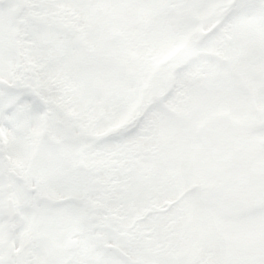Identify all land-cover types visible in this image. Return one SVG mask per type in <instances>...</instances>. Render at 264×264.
<instances>
[{
  "label": "snow or ice",
  "instance_id": "6c2138e0",
  "mask_svg": "<svg viewBox=\"0 0 264 264\" xmlns=\"http://www.w3.org/2000/svg\"><path fill=\"white\" fill-rule=\"evenodd\" d=\"M0 264H264V0H0Z\"/></svg>",
  "mask_w": 264,
  "mask_h": 264
}]
</instances>
